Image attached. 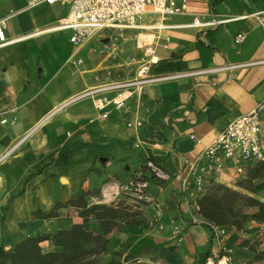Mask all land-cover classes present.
<instances>
[{
	"label": "crops",
	"instance_id": "obj_1",
	"mask_svg": "<svg viewBox=\"0 0 264 264\" xmlns=\"http://www.w3.org/2000/svg\"><path fill=\"white\" fill-rule=\"evenodd\" d=\"M28 1L0 0L6 38L0 40V216L6 218L0 241L15 243L82 223L78 208L67 202L83 192L91 204L105 195L104 204L121 212L106 234L107 250L100 254L105 263L115 257L122 264H205L213 249L230 256L228 250L255 235L264 223L252 221L239 230L221 226L225 233L217 243L198 200L186 203L181 176L231 120L264 102V30L257 17L264 0H188L179 14L146 13L139 28L125 30L118 62L104 49L106 32L77 47L70 30L50 29L67 16V2L51 4L53 23L39 26L28 18ZM195 17L221 22L193 26ZM59 31L69 32L72 52L66 57L44 36ZM240 33L246 37L237 42ZM145 41L151 52L141 47ZM129 57L138 63L126 65ZM79 58L83 63L75 65ZM143 62H149L146 75L157 80L131 87L128 113L110 106L102 118L91 97L57 109L91 88L136 79ZM231 64L239 66L227 68ZM137 120L140 127L129 126ZM262 121L264 147V111ZM147 154L171 179L151 180L146 200H112L119 184L143 168ZM252 163L225 160L222 170L207 176L205 193L216 182L240 190L237 178ZM58 203V216L35 215ZM89 228L104 233L95 216ZM41 246L60 250L50 240Z\"/></svg>",
	"mask_w": 264,
	"mask_h": 264
},
{
	"label": "built area",
	"instance_id": "obj_2",
	"mask_svg": "<svg viewBox=\"0 0 264 264\" xmlns=\"http://www.w3.org/2000/svg\"><path fill=\"white\" fill-rule=\"evenodd\" d=\"M55 4L67 2L69 12L66 17L59 21V28L67 29L72 32L70 41L77 47L84 45L93 36L106 32L109 38L108 44L104 49L109 55L118 62L123 49L121 38L125 30L139 28V22L144 14L154 13L161 16L179 14L186 10L188 0H29L28 7H34L40 3ZM260 25L264 30V11L257 15ZM221 20L202 23L195 17L191 25L201 26L204 24H217ZM4 20L0 21V40L4 41L5 31L3 28ZM246 37L245 33L236 36V41L240 42ZM147 52H151V45L148 41L141 44ZM137 62L135 58L129 57L124 60L126 65ZM152 63V60H150ZM75 65H81L82 59L73 60ZM138 63V62H137ZM239 64L228 65L227 68L237 67ZM149 62L140 64L137 71V78L131 81H113L91 88L79 95L66 101L57 109L63 108L68 104L83 98L91 97L94 106L102 111V118H107L109 112L107 108L114 106L128 113L130 106L129 99L133 96V86H141L153 82L157 78L148 77ZM110 72L107 73L109 77ZM114 91V95L109 97L108 93ZM264 102L259 103L252 111L242 114L233 120L222 130L216 138L208 144L200 156L187 164L186 174L181 176V190L185 195L186 203L198 200L206 191L207 176L213 172L222 170L225 167V160L235 159L238 163L244 161L264 162L263 147V121L262 112ZM142 122L137 120L129 123V126L140 127ZM136 144V147H139ZM243 166L238 165V173L243 172ZM147 175L153 176L157 182H167L172 174L163 168L157 161L153 160L149 154L146 155L145 166L137 171L126 183L119 184L112 195V200L121 196H129L136 201L148 199L147 190L151 180ZM105 195L95 202L105 203ZM199 209V205L197 203ZM204 222V221H203ZM206 223V222H205ZM213 231V238L220 243L221 236L225 233V228L208 223ZM149 227L154 228V221L149 222ZM160 229L163 225L159 226ZM175 236L179 233V226L173 228ZM163 264V263H162ZM205 264H232L228 254H221L219 249H213L205 258Z\"/></svg>",
	"mask_w": 264,
	"mask_h": 264
},
{
	"label": "trees",
	"instance_id": "obj_3",
	"mask_svg": "<svg viewBox=\"0 0 264 264\" xmlns=\"http://www.w3.org/2000/svg\"><path fill=\"white\" fill-rule=\"evenodd\" d=\"M151 158L156 161L153 156ZM147 177L154 180L153 176ZM215 185L211 191L198 198V212L204 222L231 226L237 230L252 221L264 223V201L259 198L264 195L263 161L248 165L243 178L237 182L236 185L246 192L224 184ZM88 200L83 192L79 198L67 202V205L78 208L79 215L83 218L82 223L74 224L68 229L28 235L10 244V247L5 243L0 244V264H89L91 257L107 250L109 239L106 234L117 224L116 219L121 216V212L108 204H91ZM60 207L62 204L58 203L51 211H37L35 215L40 218L55 217L58 216ZM91 216L96 217L104 233L95 234L89 228ZM47 240L59 246L60 250L45 251L41 242ZM90 244L93 246H89ZM242 246L256 251L249 240H245ZM260 260H264V251H256L253 258L244 264H255ZM104 264L122 262L114 257Z\"/></svg>",
	"mask_w": 264,
	"mask_h": 264
},
{
	"label": "rangeland",
	"instance_id": "obj_4",
	"mask_svg": "<svg viewBox=\"0 0 264 264\" xmlns=\"http://www.w3.org/2000/svg\"><path fill=\"white\" fill-rule=\"evenodd\" d=\"M53 11H54L53 5L43 2L29 9L27 12V15H28V18L32 20V23L34 25L43 26V25H47V24L49 25L53 23V20H54V18L52 17ZM68 35H69L68 31H59V32H54L51 35L45 34L44 36L49 37L50 40L54 42L53 45L55 47V51L58 52V54L61 57H66L70 54V52H72V48L69 45L68 41L66 40ZM245 162L247 161H244V163ZM242 178H243V175L242 174L239 175L237 178L236 184ZM215 184H221V183L216 182ZM215 184L211 185L208 188L207 192L211 191L216 186ZM239 189L243 192H246L243 188L239 187ZM5 219L6 218L4 216H0V229L2 231L4 228V223L6 221ZM10 239L11 238H9V240ZM7 240H8L7 238H3L0 241V244L2 243L8 244ZM246 240H249L250 245L256 248V251H264V225L258 226L257 233H255V235H253L251 238L246 239ZM242 243L237 245L234 250L232 249L228 250L229 253L231 254L230 257L232 260V264H244V262L245 263L248 262L256 254V251L252 250L248 246L243 247ZM10 244L12 245L13 243L12 242L9 243L8 244L9 247L11 246ZM89 246H93V245L90 244ZM88 262L89 264H102L106 262V259L104 258V256L101 257L99 254V255H96L95 257H91L88 260ZM255 264H264V260L257 261L255 262Z\"/></svg>",
	"mask_w": 264,
	"mask_h": 264
},
{
	"label": "bare ground",
	"instance_id": "obj_5",
	"mask_svg": "<svg viewBox=\"0 0 264 264\" xmlns=\"http://www.w3.org/2000/svg\"><path fill=\"white\" fill-rule=\"evenodd\" d=\"M50 29H51V30H57V29H59V27H57V26L54 27V26H53V27H51ZM41 32H42V31H41ZM38 33H39V32H38ZM122 35H124V34H122Z\"/></svg>",
	"mask_w": 264,
	"mask_h": 264
},
{
	"label": "water",
	"instance_id": "obj_6",
	"mask_svg": "<svg viewBox=\"0 0 264 264\" xmlns=\"http://www.w3.org/2000/svg\"><path fill=\"white\" fill-rule=\"evenodd\" d=\"M109 40V38H106L104 41L107 42ZM63 180L65 181L66 178H63Z\"/></svg>",
	"mask_w": 264,
	"mask_h": 264
}]
</instances>
